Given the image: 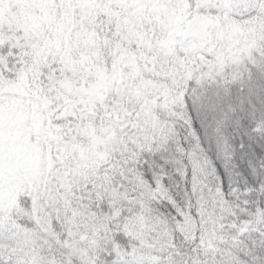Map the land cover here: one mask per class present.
Wrapping results in <instances>:
<instances>
[{
  "label": "snow or ice",
  "instance_id": "snow-or-ice-1",
  "mask_svg": "<svg viewBox=\"0 0 264 264\" xmlns=\"http://www.w3.org/2000/svg\"><path fill=\"white\" fill-rule=\"evenodd\" d=\"M0 264H264V0H0Z\"/></svg>",
  "mask_w": 264,
  "mask_h": 264
}]
</instances>
